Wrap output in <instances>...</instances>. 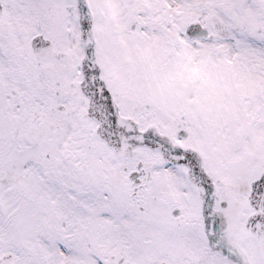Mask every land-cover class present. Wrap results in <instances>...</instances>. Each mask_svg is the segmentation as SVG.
<instances>
[{"label": "snow or ice", "instance_id": "snow-or-ice-1", "mask_svg": "<svg viewBox=\"0 0 264 264\" xmlns=\"http://www.w3.org/2000/svg\"><path fill=\"white\" fill-rule=\"evenodd\" d=\"M0 264H264V0H0Z\"/></svg>", "mask_w": 264, "mask_h": 264}]
</instances>
